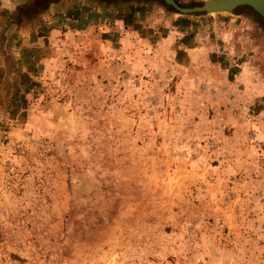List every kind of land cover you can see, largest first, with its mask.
Instances as JSON below:
<instances>
[{"label":"rangeland","instance_id":"rangeland-1","mask_svg":"<svg viewBox=\"0 0 264 264\" xmlns=\"http://www.w3.org/2000/svg\"><path fill=\"white\" fill-rule=\"evenodd\" d=\"M71 1L0 39V264H264V99Z\"/></svg>","mask_w":264,"mask_h":264},{"label":"crops","instance_id":"crops-1","mask_svg":"<svg viewBox=\"0 0 264 264\" xmlns=\"http://www.w3.org/2000/svg\"><path fill=\"white\" fill-rule=\"evenodd\" d=\"M127 6L124 9L113 10L104 5L101 7L93 0H73L59 17L49 15V20L46 19L47 23L39 26H47L51 35L47 38L51 37L55 40L63 27L71 26L73 30L81 32L96 28L100 24L110 23L111 20L119 26L129 27L132 32H129L130 34L143 35L145 40L151 39L159 31H166L162 35L161 43H167L170 56L177 65L186 68L193 63L213 61L222 68L226 67L224 69L227 75H231L233 79L230 85L233 92L237 88L249 104L264 99V26L254 15L240 11L234 15L218 14L198 18L168 19L154 3H129ZM2 10L3 8L0 7V39L4 36L8 41L12 39L11 44L15 48L22 37L19 34L27 35L26 28L19 20L10 21L8 13L3 16ZM44 14L51 13L41 12L36 21L42 15L46 16ZM7 26L8 28H5ZM11 26L19 30L12 31ZM211 66L213 65L195 67L203 69ZM261 109L264 110V106Z\"/></svg>","mask_w":264,"mask_h":264},{"label":"water","instance_id":"water-1","mask_svg":"<svg viewBox=\"0 0 264 264\" xmlns=\"http://www.w3.org/2000/svg\"><path fill=\"white\" fill-rule=\"evenodd\" d=\"M70 0H0V7L11 15L16 11L19 22L24 24L23 17L29 16L30 11L23 14L24 8L32 10L33 18H37L43 11H53L57 6L63 7ZM101 5H115L118 3L135 2L149 4L152 1L161 3L174 17H206L210 15L223 14L234 15L240 11H246L256 17L264 26V0H202L198 3H185L181 0H96ZM30 17V16H29ZM27 21V20H26Z\"/></svg>","mask_w":264,"mask_h":264}]
</instances>
